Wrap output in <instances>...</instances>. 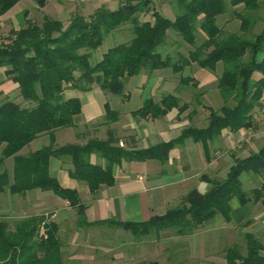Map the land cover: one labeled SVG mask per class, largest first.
I'll use <instances>...</instances> for the list:
<instances>
[{
	"label": "trees",
	"instance_id": "16d2710c",
	"mask_svg": "<svg viewBox=\"0 0 264 264\" xmlns=\"http://www.w3.org/2000/svg\"><path fill=\"white\" fill-rule=\"evenodd\" d=\"M33 1L38 8L47 2ZM17 2L0 0V16ZM175 4L173 20L153 8L152 0H119L114 10L100 7L88 18L76 14L66 25L46 16L40 23L26 18L24 27L10 31L7 43L0 41V74L16 86L23 102L31 104L23 107L7 97L0 98V193L50 191L75 211L78 228L105 226L130 232L134 237L166 230L185 235L218 215L229 223L233 202L239 206L259 202L264 207V183L246 193L241 181L245 174L260 176L264 172V145L243 159H235L226 177L212 181L205 193L193 190L180 206L141 223L87 222L86 205L77 190L62 187L49 173L51 158L67 157L72 166L69 177L84 183L89 193L95 195L101 186L113 184L114 165L146 160L163 162L170 150L185 139L205 148L224 130L236 132L253 127L252 112L264 93V17L260 16L264 0H176ZM26 14L25 11V17ZM223 15L239 22L237 32H226L218 24ZM258 23L260 30L253 33ZM122 27H127L130 39L109 47L93 63V53L101 48L105 38ZM197 31L204 36L199 44ZM168 32L192 48L186 56L178 54L173 58L159 51ZM219 63L222 71L216 88L222 106L208 108L203 128L188 126L175 139L145 148L120 147L111 128L104 140L91 138L84 145H54V132L75 127L74 117L82 111L80 99L74 96L76 92L89 91L95 85L124 101L129 96L125 90L129 79L158 69L171 70L178 75L180 86L196 89V80L182 76L184 69L195 64L215 72ZM201 94L195 93L198 103ZM188 107L177 96L166 94L157 101L145 99L132 116L157 119L174 109L179 116ZM103 110L106 126L118 120L119 113L109 102H104ZM43 134L49 135V145L27 155L20 153ZM93 154L103 159L104 165L92 163ZM9 158L13 160L12 183L4 170ZM43 219L41 215L19 219L13 229L0 220V264H64L59 226L53 221L41 226ZM243 238L245 254L236 244L226 247V264H264L262 242L250 232Z\"/></svg>",
	"mask_w": 264,
	"mask_h": 264
},
{
	"label": "crops",
	"instance_id": "0c3cea01",
	"mask_svg": "<svg viewBox=\"0 0 264 264\" xmlns=\"http://www.w3.org/2000/svg\"><path fill=\"white\" fill-rule=\"evenodd\" d=\"M172 1L174 2V0H169V2H167L169 4L167 5L171 7V10H174V3H172ZM19 2H22V0H18V2L8 12L0 16V31L5 29L6 26L9 27L8 31L18 30L24 27L26 18L30 19L27 14L26 17L24 16V12L16 13L12 11L15 10V6ZM47 5L48 3H46L43 8L37 7L42 13L41 20L44 16L52 19L56 18L53 14L45 12ZM118 5L119 0L118 3L115 4V8L108 10H114L118 7ZM100 7L101 6H98L97 8ZM18 17L20 18L22 24L21 26H14L13 21H16ZM173 19L174 15L171 20ZM118 43L115 42L114 45ZM108 48H106L105 51ZM191 49L192 48H189L185 52L176 53V55L180 54L186 56L187 52ZM104 52H98V60L101 59V55ZM219 67L222 71V66L219 63L215 72H209L204 71L195 64L187 66L182 72V76H189L196 80L198 83L196 89H193L189 85L180 86L178 82L177 84H172L171 78L176 74H173L170 70V75H161L154 80L155 82L152 83V86L149 89L148 97H143L142 93L138 95L140 100L137 104L138 106L134 110L124 108V105L128 104L131 100V95L129 93L128 99H125V102L121 101L120 103L124 108L121 112L128 113L125 114L124 117L127 118L126 126H129L128 128L132 133L130 139H127L129 147H150L161 142L175 139L179 136L182 129L188 126H194L197 128L205 127L209 113L208 108H213L210 104H208L210 103L209 100L213 96H217L221 102L219 107L222 106V100L216 88L217 77L221 74V72H217ZM187 69L190 71H188L189 73L187 75H184L185 72H187ZM160 71L165 72V69L154 70L150 74L143 71L141 74L145 77L144 81L148 83L147 79L149 76H151L153 72ZM255 77L257 78L259 75L256 74ZM214 81L215 84H213ZM144 86L145 85L142 84L139 90L143 89ZM98 90L101 91L99 88ZM154 91H159V98L166 94L177 96L181 102L187 103L189 107L179 116H176L177 112L174 109L168 112L165 116L157 119H152L150 117H133L132 112L140 108L145 99L152 98L155 101L159 100V98H154ZM128 92L129 91L126 90V93ZM196 92L202 93L198 99L199 103L195 98ZM80 93L85 94L84 99L87 104L88 111L87 113H84L82 97L80 95L77 96L81 101L82 111L78 116L74 117L75 127L56 130L52 136L55 146L79 143L74 133L77 127H79V125L94 122L96 118L103 115L100 110L103 109V104L106 100L102 101L101 99H98L96 91L93 90V88L89 91ZM191 102L195 106H193ZM252 118V128L240 129L236 132L224 130L219 136L207 142L205 148L201 143L188 138L182 143L174 146L170 150L168 158L163 162L158 160H146L143 162H121L118 165H114L112 168L114 177L113 184L110 186H101L95 195H91L89 193L88 188L84 183L78 182L69 177L68 171L72 166L67 157L51 158L49 160V173L59 181L62 187L77 190L81 201L86 205L85 216L87 222L93 223L112 220L117 222L141 223L149 220L151 217L162 216L169 209L179 206L184 202L186 196L193 190H197L199 193H205L208 191L211 187V182L215 181L213 177L218 175L221 169H225L221 167L222 164L225 165L224 163H226L227 165L228 158L225 157L220 160L221 157L227 154L230 155L229 159L233 157L230 159L231 163L227 165V168L229 169V167L234 164L233 162L235 159H243L249 154L256 152L259 147L263 146L264 93L260 102L256 105L252 112ZM119 122L120 121L118 119L115 123ZM178 123H180L181 126H178ZM258 139H263L261 145L259 146L257 145V142H255ZM80 141H85V139L83 140L82 137V140ZM35 143H38V146L31 147ZM50 143L51 140L49 135L43 134L32 141L28 146L24 147L20 153L27 155L38 150L39 145L43 147L49 145ZM82 143L84 142L79 144ZM234 153L237 154V157L233 156ZM9 160L11 166L10 172L7 174H9V182L12 183L13 160L12 158H9ZM90 161L94 164L104 165L103 159L96 154L90 156ZM222 171L224 172V170ZM226 174L227 171L224 172V178L226 177ZM8 197L10 207L8 209L13 212L16 207V210L19 211V215H22V213L24 214L26 209L31 210L34 215L36 213L39 214L44 210L57 209V220L54 219V221L56 220L55 222L58 226L60 225L59 220H62L64 217L62 214L63 211H61L60 208L67 210L66 212L71 216L73 220L72 224L75 227L71 229V233H78L83 232L84 230L87 231L102 227L91 226L88 228H78L76 226L75 211L68 205L67 201L60 199L50 191L31 190L23 194H11L8 192ZM249 213L250 209L248 204L244 206L238 205L231 211V220L240 222ZM54 215L55 214H53V216ZM60 226L58 230L59 238L62 230ZM90 237L91 246L87 248L89 250H85L87 252H92L97 249H94V245L96 244L94 234L92 233ZM61 244L62 247H68L67 242ZM92 248L93 250H91Z\"/></svg>",
	"mask_w": 264,
	"mask_h": 264
},
{
	"label": "rangeland",
	"instance_id": "374dc122",
	"mask_svg": "<svg viewBox=\"0 0 264 264\" xmlns=\"http://www.w3.org/2000/svg\"><path fill=\"white\" fill-rule=\"evenodd\" d=\"M175 1L176 0H174V2L172 1V3H174V10H171V7L167 5L169 4L167 3L169 0H152V6L164 17L171 20L176 10ZM46 3H48V5L45 8V12L53 14L57 20L66 25L70 17L73 15L77 14L84 18H88L98 6L106 9L115 8V4L118 3V0H48ZM15 7V10L12 11L16 13L26 11L30 20H33L36 23L41 22L42 13L37 8L33 0H22V2H19ZM260 16L264 17V11L260 12ZM146 19L151 18L147 16ZM21 24L22 22L19 17L16 21H13L14 26H21ZM218 24L222 26L226 32L238 31L239 22L231 20L228 15L220 16ZM260 27L261 23H258L254 27L253 33H257L260 30ZM8 28L9 27L6 26L5 29L0 31V41H4L5 43H7V39L11 31H8ZM130 36L131 35L127 27H122L109 34L105 38L101 48L93 53V63L99 58L98 52H104L106 48L113 46L115 42L118 43L126 41L130 38ZM196 36L197 43L202 42L204 36L200 31L196 32ZM189 48L191 47L182 42L176 34L168 32L165 44L159 51L163 54H170L173 58H176V53L185 52ZM188 71L190 70L187 69V72H185L184 75H187L189 73ZM217 72H221L220 67ZM169 73H171L169 69H165V72H153L147 79L148 83L144 81L145 77L141 73L129 79L126 83L125 89L129 91L128 94L130 93L131 100L128 104L124 105V108L134 110L138 106L137 104L140 100L138 95L142 93L143 97H148L149 89L152 86V83L155 82L154 80L161 75H170ZM171 79L172 84H177L178 75L172 76ZM142 84L145 86L143 89L139 90ZM213 84H215V81ZM92 88L96 91L98 99L108 101L111 108L119 113L120 118L118 119L120 122L115 124L111 123L109 126H106L104 124V110L101 109L100 111L103 114L101 117L96 118L94 122L79 125V127H77L78 130L76 129L74 132L76 138L79 143H84H76V145H84L91 138L104 140L107 136V130L111 128L116 137L119 139L118 145L120 147H129L127 139H130L132 133L128 128L129 126H126L127 118L124 117V115L128 113L121 112L124 109L120 104L122 99L118 96L107 94L104 91H99L98 87L95 85L92 86ZM0 93V98L7 97L23 107H29L31 105L30 103L23 102L21 100L16 86L12 82L5 79L3 74H0ZM79 95L82 97V103L84 105L83 111L84 113H87L88 108L84 99L85 94L76 92L74 96ZM154 95L155 99L159 98V91H154ZM209 102L210 103L208 104H210L214 109H218L221 105L217 96H213ZM193 106L195 105L193 104ZM178 126H181V124L178 123ZM82 137L85 141H80L82 140ZM262 140L258 139L255 142H257V145L259 146L261 145ZM37 146L38 143H35L31 147ZM40 147L41 145H39V148ZM236 155V153L233 154L234 157H237ZM229 156L230 155L227 154L221 157L220 160L227 157L228 165L231 163L230 159L233 158L231 157L229 159ZM224 164L225 165L222 164L221 167L225 169L220 168V173L213 177L215 181L223 180L224 172H228L229 169L227 168L226 163ZM10 166L11 163L8 159L5 161L4 165L6 173L10 172ZM222 170H224V172ZM241 181L242 189L248 193L251 189L259 188L260 185L264 183V172L260 176H255L252 173L245 174L242 176ZM8 200L9 197L7 191L0 193V220L6 221L9 224L10 229H13L17 220L31 216L41 215L44 218L41 226H43L45 222H55L57 220V209L44 210L39 214L36 213L35 215L31 210L26 209L24 214L22 213V215H19V211L16 210V207L13 212L8 209L10 208ZM248 205L250 213L240 222L231 220V222L227 223L221 216L218 215L206 222L203 226L195 229L192 233L185 235H177L174 230H166L159 234L151 233L148 235H141L139 237H134L130 232H126L121 229L107 228L105 226L87 231L84 230L83 232L71 233V229L75 228L72 224L73 220L66 212L67 210L60 208V210L63 211L62 214L64 217L62 220H59L61 225L59 226L62 229L59 239L63 244L65 242L68 243V247L61 246L63 262L64 264H226L224 258V249L226 247L236 244L241 248V253L243 255L245 254V242L243 238L245 233L250 232L254 234L264 245V207L259 202L249 203ZM236 206H238L237 203L233 202L232 207L234 208ZM53 214L55 215L53 216ZM54 219L56 220L54 221ZM39 231L40 234H42L43 228L41 227ZM92 233L94 234V238L96 240L94 249H97L93 250L92 248V252H87L85 250L91 246L90 236ZM262 254L264 255V250Z\"/></svg>",
	"mask_w": 264,
	"mask_h": 264
},
{
	"label": "built area",
	"instance_id": "2783aa9c",
	"mask_svg": "<svg viewBox=\"0 0 264 264\" xmlns=\"http://www.w3.org/2000/svg\"><path fill=\"white\" fill-rule=\"evenodd\" d=\"M141 179V178H140Z\"/></svg>",
	"mask_w": 264,
	"mask_h": 264
}]
</instances>
